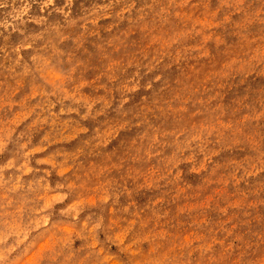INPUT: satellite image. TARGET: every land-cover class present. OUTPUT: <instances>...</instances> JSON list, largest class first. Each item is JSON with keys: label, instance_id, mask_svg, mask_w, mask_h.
I'll return each mask as SVG.
<instances>
[{"label": "rangeland", "instance_id": "obj_1", "mask_svg": "<svg viewBox=\"0 0 264 264\" xmlns=\"http://www.w3.org/2000/svg\"><path fill=\"white\" fill-rule=\"evenodd\" d=\"M0 264H264V0H0Z\"/></svg>", "mask_w": 264, "mask_h": 264}]
</instances>
